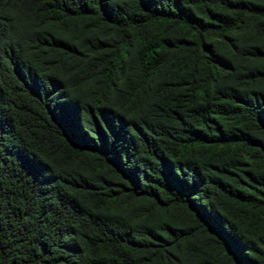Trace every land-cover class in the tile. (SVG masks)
Segmentation results:
<instances>
[{
  "label": "trees",
  "instance_id": "obj_1",
  "mask_svg": "<svg viewBox=\"0 0 264 264\" xmlns=\"http://www.w3.org/2000/svg\"><path fill=\"white\" fill-rule=\"evenodd\" d=\"M0 264H264V0H0Z\"/></svg>",
  "mask_w": 264,
  "mask_h": 264
}]
</instances>
